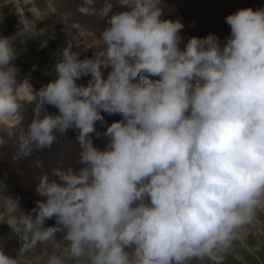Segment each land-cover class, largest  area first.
<instances>
[{
  "label": "clouds",
  "instance_id": "1",
  "mask_svg": "<svg viewBox=\"0 0 264 264\" xmlns=\"http://www.w3.org/2000/svg\"><path fill=\"white\" fill-rule=\"evenodd\" d=\"M95 2L77 11L107 18L106 28L96 37L73 23L78 32L60 53L57 78L38 91L18 83L16 44L45 35L38 23L57 8L53 0L43 10L35 0L0 4L14 5L19 20L16 32L0 36V133L11 137L22 106L35 102L13 161L74 128L83 165L37 177L44 199L28 213L0 182V223L22 242L15 257L0 244V264H247L240 248L264 264V8L228 15L223 45L209 34L181 50L184 24L162 18V0H118L126 10L115 13L111 0L99 9ZM74 43L98 51L80 59ZM102 113L122 116L107 127L105 150L90 138Z\"/></svg>",
  "mask_w": 264,
  "mask_h": 264
},
{
  "label": "rangeland",
  "instance_id": "2",
  "mask_svg": "<svg viewBox=\"0 0 264 264\" xmlns=\"http://www.w3.org/2000/svg\"><path fill=\"white\" fill-rule=\"evenodd\" d=\"M170 3L176 4L179 6L185 13L187 12V17L194 19V26L192 29H189L190 34L196 37H206L209 34H215L220 38L221 44L223 45L227 38L230 35L231 29L230 26L225 22V18L237 12L242 8L251 7L254 10L264 8V0H168ZM39 0H35V4L38 8ZM3 3V0H0V4ZM162 8V4L160 5ZM163 18L167 15L164 19H170L168 12H172L173 9H164ZM167 13V14H166ZM30 15V13H29ZM56 16L51 15L47 16L43 21L38 23V28H43L46 30L45 35L39 36L33 39L27 40L26 43L21 44L17 41L16 47L19 51V55L17 59L14 61L16 65L19 66L20 72L18 73V83H23L27 80L29 83L32 84L34 91H38L42 86L47 85L49 82L57 78V74L55 72V65L59 59H61L60 53L62 50L67 46L69 40H72L74 36L77 35L78 30L73 28L70 31L67 27L68 20L58 19L56 21ZM62 18V17H61ZM65 21V22H64ZM19 24L18 16L16 14V10L14 5L8 4L6 6H0V36H9L17 31ZM72 32V33H71ZM47 40V46L41 48L42 41ZM73 51L80 52V59L90 58L94 55L96 50L93 48L85 49L83 45L77 47L74 43ZM111 71V68L102 69L103 75L105 79L107 78L108 73ZM92 79L90 75L83 76L81 79L77 81L79 85L87 86L89 81ZM45 109L48 113L56 115L58 114V109L52 105H45ZM33 110H30V114H33ZM104 116V122H97L96 124V132L100 133L99 137H97L96 132L92 133L90 138L93 140L94 146L100 150H105L109 139L107 136L104 135L108 126H110L113 122L119 121L122 119V116L117 114H107L102 113ZM32 121V120H31ZM25 122L21 125L22 127L18 129V131H25L27 130L25 127ZM79 130L78 129H69L65 134H58L60 136V144H63L64 141H73L77 139L76 137H69V136H78ZM6 136V133H0V135ZM64 135L67 137L65 138ZM19 134H17V138L19 140ZM61 139L64 140L61 142ZM73 139V140H72ZM18 140L16 144H18ZM75 141V140H74ZM74 143V142H69ZM75 143H78L76 140ZM6 144H9L7 142ZM5 144V145H6ZM67 144V147L70 146ZM62 146V145H61ZM1 147V145H0ZM14 147V148H13ZM12 148L15 149V146ZM2 148V147H1ZM8 151L7 153L11 154L14 150ZM36 151L33 152L32 156L23 159L21 162L25 166V172L30 170V163L32 160L36 159L37 155L41 152ZM66 151L64 154L66 155ZM55 155V154H54ZM3 157L9 159L6 155L0 153V161H3ZM8 163V161H6ZM2 164V165H1ZM34 165V163L32 164ZM4 167V163L0 162V182H2L3 178L7 180L10 178L11 173L6 170L1 171V167ZM27 170V171H26ZM43 175V174H42ZM50 176V175H49ZM51 177V176H50ZM5 181V179H3ZM3 183V182H2ZM4 184V183H3ZM5 185V184H4ZM7 186V185H6ZM20 192L23 191V195L19 197V204L20 208L25 212H30L35 206L37 200H39L34 193H32V187L28 184V188L21 189L16 185ZM7 186V194L9 192V187ZM35 187V186H34ZM26 199H29L24 204ZM54 218L48 220L46 222V226H51L54 224ZM7 227V230L3 232L4 228ZM0 244H3L4 250L7 254L11 256H16L22 242L19 244L17 243L18 236L13 232L6 223H0ZM10 231V232H9ZM62 233H58L57 235H61ZM62 239V237L58 238ZM248 243H254V239L252 237H247ZM41 249L37 247L31 252V256L35 254H39ZM239 255L243 258L244 261H247V264H257V260L249 255L247 251L243 248L238 249ZM27 255V254H26ZM30 257V256H29ZM260 258L264 259V253L260 254ZM228 264H241L240 260H236L233 258H229Z\"/></svg>",
  "mask_w": 264,
  "mask_h": 264
},
{
  "label": "bare ground",
  "instance_id": "3",
  "mask_svg": "<svg viewBox=\"0 0 264 264\" xmlns=\"http://www.w3.org/2000/svg\"><path fill=\"white\" fill-rule=\"evenodd\" d=\"M47 2L48 0H39L38 2V5H39V9L43 10L47 7ZM53 3L55 5V7L57 8V12L54 13V16H56V21L58 19H65L63 14L64 13H67V12H71L73 15L70 19V21L66 22L67 23V27L70 31L73 30V28L71 27V25L73 23H79L82 27H84L85 29H88L92 32L95 33L96 37H99L101 32L106 28L107 24H106V19L105 17H101V16H98V15H85V14H81L77 11L78 9V6L81 5L83 3V0H53ZM95 8L99 9L101 8L100 6L98 7L96 4L94 5ZM119 11V10H118ZM165 12V11H163ZM165 14V13H163ZM167 14V13H166ZM53 15V14H51ZM49 15V16H51ZM167 15H165L166 17ZM62 17V18H61ZM164 17V18H165ZM163 18V17H162ZM66 20V19H65ZM65 22V21H64ZM72 33V32H71ZM181 45V43H180ZM185 47V46H184ZM94 50L98 51L97 48L94 47ZM151 79L153 80H156V79H159V77H151ZM35 107V102H32V103H25L23 106H22V109H21V112L24 116V120L23 122H26L27 119H29L30 117V112L29 110L30 109H34ZM22 122V123H23ZM22 125V124H21ZM19 125L15 131H14V134L17 136V134L21 135V131H18V129H20L22 126ZM25 128V127H24ZM21 130V129H20ZM26 131V130H25ZM2 135V134H1ZM7 135V134H5ZM62 135V134H61ZM61 135H58V140L52 145V147L50 149H44L42 150L43 152H47L48 150H53L55 146L57 145H60V136ZM73 140V139H72ZM75 141L77 139H74ZM68 141V142H74L75 141ZM7 142H9V144H4L6 147H7V150L8 151H11V149H13L15 146V149L17 147V144L16 142L14 141H11V140H6ZM64 140L61 139V142H63ZM65 142V141H64ZM74 143H68L70 144V146H68V150H66V155L64 154V151H60V153H57L54 155L53 154H49L46 156V159H48L50 161V163L52 164L51 167H50V170H49V175L51 176L52 172H53V169L57 168V167H65L67 168L68 166H72L74 169H79L80 167H83L82 164H80L79 162V157H80V152H81V147L79 145H76L75 146V151L77 153H74V152H68L69 150L72 149L73 147V144ZM13 147V148H12ZM15 149H13L15 151ZM7 151V152H8ZM9 153V152H8ZM2 154V153H1ZM10 155V154H9ZM5 156V155H4ZM7 156V155H6ZM8 157V156H7ZM9 158V157H8ZM6 161H10L9 159H7L6 157H3V161H0L2 163H6ZM30 163V162H29ZM33 164V163H32ZM2 165V164H1ZM4 170L6 172L7 170V166L6 164L4 165V167L2 166L1 167V171ZM8 171V170H7ZM27 171V170H26ZM50 178H55V177H50ZM33 186V185H31ZM27 188H28V185H27ZM29 189V188H28ZM32 190V193H34V195L40 200V199H44V197H40L36 194V186L32 187L31 188ZM22 192L19 191V189L17 187H9V192H8V195L9 196H12L13 198H19L20 195H23ZM7 194V191L5 193V195ZM1 230V229H0ZM7 230V227L4 228V230H2L3 232H5ZM12 231V230H10ZM9 231V232H10ZM2 233V232H1ZM0 233V234H1ZM17 243H18V246L19 244L21 243V241L19 239H17ZM36 255V254H35ZM27 256H30L31 257V252L27 253Z\"/></svg>",
  "mask_w": 264,
  "mask_h": 264
}]
</instances>
